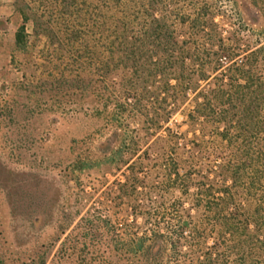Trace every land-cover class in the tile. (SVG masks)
Returning a JSON list of instances; mask_svg holds the SVG:
<instances>
[{"label":"trees","instance_id":"1","mask_svg":"<svg viewBox=\"0 0 264 264\" xmlns=\"http://www.w3.org/2000/svg\"><path fill=\"white\" fill-rule=\"evenodd\" d=\"M13 8L21 24L10 65L20 71L17 54L27 52L30 22L33 33L45 36L54 50L44 53L43 71L28 81L31 93L24 104L0 103L5 127L17 123L21 110L50 104L51 109L106 117L114 125L134 119L153 139L178 146L166 125L190 102L185 134L192 135V148L212 129L229 151L213 170L215 185L208 182L195 190L192 206L203 218L195 222L182 204H173L176 216L165 221L162 206L145 200V188L144 201L138 198V151L130 148L124 160L120 147L100 144V164L129 171L117 196L105 197L104 212L79 216L77 204L70 208L57 228L59 245L51 259L37 252L21 264H116L128 256V264H264V41L250 47L245 39L250 29L254 32L250 25L259 26L264 37V0H14ZM26 83L23 75L18 84H3L1 92H22ZM161 131L164 137L158 136ZM91 167V160L77 165L82 171ZM163 169L164 180L178 175L174 167ZM0 175V184L11 188L2 165ZM184 189L182 194L188 193ZM124 197L133 221L123 230L125 242L111 246L117 237L113 204ZM138 219L144 224L141 236L131 230ZM39 223V218L32 220L34 226ZM207 232L211 246L188 258L205 243Z\"/></svg>","mask_w":264,"mask_h":264},{"label":"rangeland","instance_id":"2","mask_svg":"<svg viewBox=\"0 0 264 264\" xmlns=\"http://www.w3.org/2000/svg\"><path fill=\"white\" fill-rule=\"evenodd\" d=\"M5 2L8 3V0ZM244 19L252 23L250 16L245 15ZM249 27L254 30L251 32L250 29L245 37L250 47L259 42L258 39L263 42L264 37L257 31L260 30L259 26ZM246 30L248 28L244 30L245 33ZM26 32L29 36L27 52L17 54L20 72L27 79L22 88L24 90L21 92L20 89H9L6 94L1 92L3 84H18L22 79L19 82L6 79L0 86V103L8 102L16 108L24 104L25 96L31 93L28 81L43 71L44 53L54 50L45 36L33 33L31 22L26 25ZM3 50L11 52L8 45ZM17 97V101L13 103L12 100ZM29 105L28 102L27 106ZM32 108L31 105L30 109ZM27 110L28 107L21 112L18 107V112L21 113L16 115L17 123L13 125L5 127L3 119H0V166H3L6 178L9 179L8 185L12 186L8 188L4 182L0 184V260L4 264H21L37 252L43 253L50 260L59 245L56 241L57 228L63 225V216L76 204L80 210L79 216L89 211L92 214L96 209L106 211L107 206L103 204L105 197L114 194L115 198L118 184L124 182L129 171L123 165L115 168L112 164H100V144L109 141L113 149L120 147L124 160L128 158L130 148L138 151L137 162L141 165L138 174L142 179V185L138 189L142 195L138 198L144 201L145 188L149 193L145 200L162 206L165 221L176 216L172 211L173 204H182L184 209L190 211L195 222L203 218L202 212L192 206L195 190L201 184L216 183L218 179L213 170L221 162L222 156L229 157L228 149L219 144L215 135H212V129L206 130L203 141L198 143L199 147L192 148L189 142L192 135L185 134V114L191 110L190 102H185L166 125L178 138V146L171 141L153 139L152 135L145 133L144 125L134 119L126 122L122 120V125H114L108 123L106 117L97 118L89 112L68 107L51 109L50 104L40 110ZM197 135L200 133L197 132ZM158 136L164 137L165 133L161 131ZM147 146L151 149L144 155ZM87 160L92 162L90 169L82 171L77 168L80 162ZM164 166L174 167L178 175L171 177L170 181L164 180ZM1 178L0 175V180ZM185 187H188V193L184 195L182 190ZM113 205L117 214L113 215L117 237L110 240L111 246L125 242L123 230L125 225L133 221L125 212L129 206L128 199H117ZM35 218L41 219V223L34 226L32 220ZM131 230L141 236L144 233L143 221L138 219L137 225L132 226ZM206 236L205 243L203 241L200 246L196 245L194 253H188V258L201 256V250L211 246V235ZM260 238H263L262 234ZM104 247H107L106 243ZM130 258L128 256L129 260ZM128 259L125 257L120 263H115L128 264Z\"/></svg>","mask_w":264,"mask_h":264},{"label":"crops","instance_id":"3","mask_svg":"<svg viewBox=\"0 0 264 264\" xmlns=\"http://www.w3.org/2000/svg\"><path fill=\"white\" fill-rule=\"evenodd\" d=\"M13 0H0V86L5 83L6 79L11 82H19L22 74L10 65V52L3 50L5 46L12 48L14 35L21 21L14 14L12 3Z\"/></svg>","mask_w":264,"mask_h":264}]
</instances>
